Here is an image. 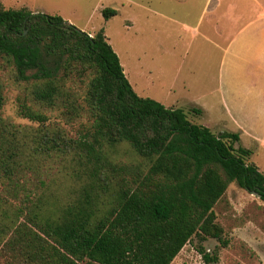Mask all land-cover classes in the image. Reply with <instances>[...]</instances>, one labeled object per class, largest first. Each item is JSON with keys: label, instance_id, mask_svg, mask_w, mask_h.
Wrapping results in <instances>:
<instances>
[{"label": "trees", "instance_id": "obj_1", "mask_svg": "<svg viewBox=\"0 0 264 264\" xmlns=\"http://www.w3.org/2000/svg\"><path fill=\"white\" fill-rule=\"evenodd\" d=\"M107 20L116 15L104 9ZM0 59L15 66L18 77L33 71L36 102L53 108L62 99L60 71H89L82 109L66 108L90 125L77 137L45 125L47 118L26 110L38 127L18 128L0 116V179L13 181L25 167L60 159L79 190L65 205L28 211L22 223L0 227V250L17 264H171L192 238L217 240L223 229L213 207L235 182L264 203V174L239 146V134H215L192 123L199 109L165 107L137 95L103 30L90 36L57 15L0 3ZM0 86V112L3 107ZM74 116V117H73ZM135 156L121 163L117 149ZM1 226V224H0ZM202 264H219L216 251L201 245Z\"/></svg>", "mask_w": 264, "mask_h": 264}, {"label": "rangeland", "instance_id": "obj_2", "mask_svg": "<svg viewBox=\"0 0 264 264\" xmlns=\"http://www.w3.org/2000/svg\"><path fill=\"white\" fill-rule=\"evenodd\" d=\"M5 9L25 8L33 13L60 16L65 23L90 36L103 30L119 58L124 75L135 92L170 107L201 109L189 120L215 134L237 133L240 146L253 152L252 162L264 174V91L228 86L231 69L244 65L243 38L264 22V0H0ZM259 5L262 6L259 7ZM116 15L105 19L102 11ZM33 71L18 77L8 59H0L3 94L2 120L12 126L37 128L24 117L30 110L44 115L45 125L60 128L70 137L89 127L86 111L80 117L66 108L72 102L82 109L91 78L89 71H60L62 99L53 108L33 98L38 82ZM226 76V78H225ZM235 81V79L231 78ZM224 81V82H223ZM116 157L131 164L136 159L127 145ZM70 165L60 159L44 160L25 167L23 175L0 179V227L25 220L28 211H51L74 198L80 182L70 176ZM216 223L223 229L222 247L217 240L186 244L171 264H202L200 245L216 251L219 264H264V203L235 182L213 207ZM1 249V248H0ZM0 250V264H17ZM85 264V263H80Z\"/></svg>", "mask_w": 264, "mask_h": 264}, {"label": "crops", "instance_id": "obj_3", "mask_svg": "<svg viewBox=\"0 0 264 264\" xmlns=\"http://www.w3.org/2000/svg\"><path fill=\"white\" fill-rule=\"evenodd\" d=\"M259 7L262 8L261 5H259ZM242 49L244 52L243 56H238V59L242 60L244 62V65L238 66L236 70L231 69L229 76L235 79V81L232 80L231 78L228 77L226 78L225 76L226 78L225 83H227L228 86H238V88L240 89L243 88L244 90L255 91L260 89L261 91H264V22H259L255 26V30L252 35L244 36ZM144 98H148V97H144ZM170 107H176V106H170ZM177 108H182V107H177ZM185 108L182 109L186 110ZM191 108L199 109L196 107H191ZM199 110L201 111V109ZM201 115H202V111L201 114L197 116H201ZM240 143L241 140H239V146ZM252 157H253V152L251 155V161H252ZM256 167L258 168V166ZM258 170L260 171L259 168Z\"/></svg>", "mask_w": 264, "mask_h": 264}, {"label": "water", "instance_id": "obj_4", "mask_svg": "<svg viewBox=\"0 0 264 264\" xmlns=\"http://www.w3.org/2000/svg\"><path fill=\"white\" fill-rule=\"evenodd\" d=\"M250 194L253 195V196H255V197H257V198H260V196L257 195L255 192H250Z\"/></svg>", "mask_w": 264, "mask_h": 264}]
</instances>
